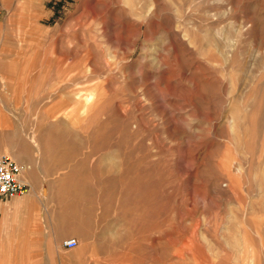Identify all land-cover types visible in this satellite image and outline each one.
<instances>
[{
  "label": "rangeland",
  "instance_id": "obj_1",
  "mask_svg": "<svg viewBox=\"0 0 264 264\" xmlns=\"http://www.w3.org/2000/svg\"><path fill=\"white\" fill-rule=\"evenodd\" d=\"M1 156L0 264H264V0H0Z\"/></svg>",
  "mask_w": 264,
  "mask_h": 264
},
{
  "label": "crops",
  "instance_id": "obj_2",
  "mask_svg": "<svg viewBox=\"0 0 264 264\" xmlns=\"http://www.w3.org/2000/svg\"><path fill=\"white\" fill-rule=\"evenodd\" d=\"M0 213L2 214V217L5 221L13 223L14 221L17 223V221L21 222V225L23 226L22 223H24L26 221V216L25 215H14V214H25L26 213V209L25 206L21 207L19 210H2L0 211ZM17 235H21L25 238L28 237H33V233L32 230L30 229H24L23 227H21L20 232H17ZM71 232L69 231H63L61 232V234H51V232H46L44 233V238H49L51 236V241H42L43 244H47V243H58L59 240L61 242V247H62V243L69 239L70 236H66V235H70ZM11 235V234H10ZM72 235V234H71ZM28 241H26L25 243H27ZM59 242V243H60ZM63 248V247H62ZM75 248V247H74ZM66 249V248H64ZM71 249H66V250H72ZM65 254H62V257L57 256L56 254H50V253H33V252H26V253H16V256L14 258L15 261H20L22 263L20 264H34L32 262H37V261H55L56 264H83V262L88 261L89 259L85 256L79 255V254H67L68 258H64ZM40 264V263H38ZM44 264V263H43Z\"/></svg>",
  "mask_w": 264,
  "mask_h": 264
},
{
  "label": "built area",
  "instance_id": "obj_3",
  "mask_svg": "<svg viewBox=\"0 0 264 264\" xmlns=\"http://www.w3.org/2000/svg\"><path fill=\"white\" fill-rule=\"evenodd\" d=\"M20 167L8 156L0 157V201L11 200L25 192V186L19 180ZM73 239L65 240L62 246L74 248Z\"/></svg>",
  "mask_w": 264,
  "mask_h": 264
},
{
  "label": "bare ground",
  "instance_id": "obj_4",
  "mask_svg": "<svg viewBox=\"0 0 264 264\" xmlns=\"http://www.w3.org/2000/svg\"><path fill=\"white\" fill-rule=\"evenodd\" d=\"M12 154H13V153H12ZM12 154H11V155H12ZM13 155H14V154H13ZM13 157H14V161L16 160V161H18V162L22 165V161H23V160H22V159H23L22 156H15V155H14ZM20 169H21V168H20ZM19 175L21 176V171H20V174H19ZM259 225H260V224H259ZM261 227H262V226H261ZM256 230H257V228H256ZM263 234H264V230H263ZM260 237H261V236H260ZM262 238H263V236H262Z\"/></svg>",
  "mask_w": 264,
  "mask_h": 264
}]
</instances>
